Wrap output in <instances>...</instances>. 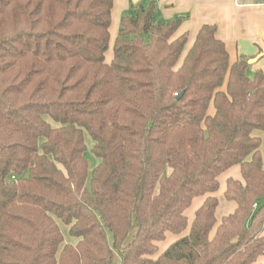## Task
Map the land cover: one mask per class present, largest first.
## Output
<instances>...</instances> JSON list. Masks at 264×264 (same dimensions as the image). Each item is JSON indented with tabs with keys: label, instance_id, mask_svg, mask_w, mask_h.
<instances>
[{
	"label": "trees",
	"instance_id": "obj_1",
	"mask_svg": "<svg viewBox=\"0 0 264 264\" xmlns=\"http://www.w3.org/2000/svg\"><path fill=\"white\" fill-rule=\"evenodd\" d=\"M131 5L106 62L113 0H0V264H261L264 73L230 64L216 25L186 52L181 19ZM236 164L237 207L211 236L210 193Z\"/></svg>",
	"mask_w": 264,
	"mask_h": 264
},
{
	"label": "crops",
	"instance_id": "obj_2",
	"mask_svg": "<svg viewBox=\"0 0 264 264\" xmlns=\"http://www.w3.org/2000/svg\"><path fill=\"white\" fill-rule=\"evenodd\" d=\"M139 2L146 6L150 2L155 4V20L181 19V23L173 35L177 37L187 32L189 37L185 46L186 52L192 45L197 35L196 33L202 24H214L217 27V36L224 42L225 48L228 51L230 64L239 57L246 58L247 62L249 59H252L249 62L247 75L251 76L256 70H261L264 73V0H113L111 24L109 27V45H111V50L121 16L131 13L133 10L131 4ZM207 111L210 114L214 113L215 110L212 104L209 105ZM255 135L259 136L260 140H262L261 148H263L264 132L260 131V133ZM228 179L243 182L239 164L222 171L218 176V190L210 193V195L217 198L218 203L214 213L217 222L210 232L211 236L214 235L216 227L221 223L222 217L233 213L237 207L236 202L227 200L224 195ZM207 195L196 196L191 200V206L184 212L188 219L187 228L177 235L166 232L165 239L157 242L158 253L156 256L161 254L168 245L179 237L188 233L195 211L203 204ZM57 222L59 223L60 221L57 220ZM61 225L59 223L60 229L62 228ZM65 228V232L68 233L69 226ZM63 238H65L67 243L71 244H76L78 241L73 236L67 237L63 235ZM116 253L113 257L115 263L119 261V256ZM256 262L264 264V253L257 257Z\"/></svg>",
	"mask_w": 264,
	"mask_h": 264
},
{
	"label": "rangeland",
	"instance_id": "obj_3",
	"mask_svg": "<svg viewBox=\"0 0 264 264\" xmlns=\"http://www.w3.org/2000/svg\"><path fill=\"white\" fill-rule=\"evenodd\" d=\"M112 50H111V45H109V48L107 49L106 53H105V61L106 62H110L111 60V55H112ZM260 133V131H255L254 134H258ZM84 142H85V145H87V152H86V157H87V160H88V179H87V185L89 183V179H90V173H91V170L98 164L99 160L95 158L94 154L92 153L91 151V148L93 147L92 145V139L89 135L88 132H85L84 133ZM60 224H62V228H61V232L63 235L67 236V237H70L71 235H68V233L65 232L66 230V226L64 223H61L59 222ZM65 232V234H64ZM108 237H109V240L111 241L112 237H110V234H108ZM117 254V253H116ZM115 256V252H113V257ZM113 261V260H112ZM117 263V262H116ZM114 261L112 262V264H116Z\"/></svg>",
	"mask_w": 264,
	"mask_h": 264
},
{
	"label": "water",
	"instance_id": "obj_4",
	"mask_svg": "<svg viewBox=\"0 0 264 264\" xmlns=\"http://www.w3.org/2000/svg\"><path fill=\"white\" fill-rule=\"evenodd\" d=\"M252 61V59H249L248 63ZM261 200L264 202V195L262 196Z\"/></svg>",
	"mask_w": 264,
	"mask_h": 264
}]
</instances>
